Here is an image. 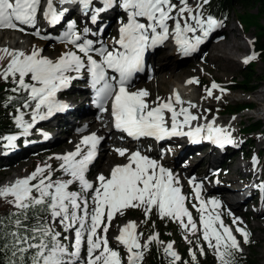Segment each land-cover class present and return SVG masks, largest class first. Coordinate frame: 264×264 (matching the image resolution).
Segmentation results:
<instances>
[{
    "label": "snow or ice",
    "instance_id": "6c2138e0",
    "mask_svg": "<svg viewBox=\"0 0 264 264\" xmlns=\"http://www.w3.org/2000/svg\"><path fill=\"white\" fill-rule=\"evenodd\" d=\"M208 3L209 0H199L194 9L189 0H102V6H97L96 0H58L59 5H78L92 24H97L106 11L122 9L125 19L118 29L119 39L115 41L119 47H94L92 40L82 39L72 21L63 39L75 50L64 52L55 61L35 49L30 54L3 49L10 60L0 71V80H12L13 93L27 94L22 107L32 108L34 103L31 122L24 119L23 113L16 117L18 127L23 129L22 135L32 128L37 117L43 120L67 108L56 99L57 93L87 72L100 107L107 111L103 105L111 98L114 127L130 137H201L214 139L221 147L233 143L230 134L215 127L214 122L193 126L192 122L199 119L190 111L195 105L189 103L184 107L178 92L174 93V99L170 97L165 101L158 97L159 103L149 106L145 100L149 96L146 90H129L134 73L142 70L149 48L172 38L179 50L189 55L197 50L203 38L220 26L213 16L204 15L203 6ZM41 4L42 0H0V29L24 31L21 25L35 27ZM68 11V7L58 9L54 0H47L43 16L49 24L58 25ZM83 31L88 33L90 29L86 27ZM198 31L202 35H189ZM253 58L249 56L244 62ZM187 83L199 81L193 78ZM217 88L220 85L213 82L208 95L212 96V89ZM42 110H46L45 114H41ZM166 112L170 113V118H166ZM5 139L12 145L17 137ZM101 139L96 133L83 136L74 151L56 157L62 161L58 170L70 177L68 179H53L57 169L45 165L10 185L0 186V200L10 206V211L0 216V264H142L144 251L152 243L164 245L158 233L149 234L141 243L144 233L136 231L137 224L134 221L124 224L115 240L126 249L125 255L112 247L108 239L115 216L123 215L130 208H143L145 223L155 209L161 219L174 220L194 234L199 230L186 206L187 197L182 193L178 178L139 150L128 155L127 163L114 166L109 177L99 174L95 182L89 181L86 173ZM116 151L124 157L127 149ZM189 183L194 185L198 201V207L195 204L193 207L200 213L203 240L214 249L220 264H232L234 252L240 251L239 242L216 211L221 206L220 201H205L201 196L203 184L196 182L195 177ZM74 184L79 185L78 190H71ZM238 220L234 218L233 224ZM236 231L247 243L249 233L239 226ZM173 244L168 242L163 247L164 254L170 258L169 264L181 260ZM190 251L195 262L196 252ZM199 251L203 254L202 247Z\"/></svg>",
    "mask_w": 264,
    "mask_h": 264
},
{
    "label": "rangeland",
    "instance_id": "374dc122",
    "mask_svg": "<svg viewBox=\"0 0 264 264\" xmlns=\"http://www.w3.org/2000/svg\"><path fill=\"white\" fill-rule=\"evenodd\" d=\"M174 2H178V0H174ZM199 0H189V5L192 8H196L197 3ZM118 8V7H116ZM120 9V8H119ZM236 10L238 12L243 11L242 7H237ZM251 12H256L255 9H252ZM205 16H207L205 14ZM76 17V16H75ZM216 20L220 21L221 23H224V26H226L223 30L222 26L220 25V35L217 37V39H214V42H218L220 40H224L223 37H221V33H227L226 39L230 40L232 45H234L236 48L240 50L239 53H237L234 58L236 59L233 61V67L228 69H219V68H202L205 64L206 67L209 66V64L212 61V58L214 57V50L212 49L213 46H209L208 53L204 54L203 58L201 59H186L184 57H178L173 55H168V53L172 52L168 49H161L160 54L158 53L155 56V60L157 62L156 65V75H163L164 73H168L167 71H175L178 74H182L184 78H194L199 81V83H194L193 91L195 92V96L198 97V102L195 104L194 109H199V113H196L194 115H197L199 119L197 120L198 123L203 121V118L207 120H213L217 118H221L224 123L229 125L230 131H232L233 134H235V138L237 141V145L239 147V143H244L243 148H250L248 150V155H256L258 151L263 152L262 159L260 161V165L256 167L257 173H255L251 179H256L258 175H260L259 180L261 184L264 183V172H262L264 166V62L260 59L259 52L256 51L258 57L255 62L256 67V76L260 77L258 82H256V85L258 86L255 90L245 93L240 90H228L226 86L232 84V81L234 78H237V80L241 79V72L244 66H246L243 62L244 60V54L249 57L253 51V41L256 38V30L254 28L250 30H245L240 24H239V18L238 15L235 14L233 11L229 13L226 17H216ZM102 21L100 22V24ZM262 23L264 24V19H262ZM83 24L88 27L89 21L88 18H81L80 23L78 24V32L83 36ZM99 24V25H100ZM96 25L94 28H90V30H93V32L96 34L100 30V26ZM82 27V28H81ZM112 31L113 28L111 27ZM110 29V30H111ZM233 29V30H232ZM13 35L16 36V33L13 32ZM49 33H44L37 36H32L29 33L23 36H20L17 34V39L20 40V48L21 50H25L26 54H30L32 50H39V48L43 51L41 54L42 56L48 57L55 61L58 59L64 52L68 50H75L74 46L68 44L66 41H64V36H58V37H52L48 38ZM5 36L2 31H0V37ZM230 36V37H228ZM6 41H8L10 38V34L6 36ZM232 37V38H231ZM107 35L103 38L104 43H109L110 40H107ZM83 39V38H82ZM3 44V41H2ZM242 51H241V46ZM3 48L0 50V57H3L0 59V71H2L8 64L10 57L7 56L3 51ZM207 52L206 49L202 50L200 52L201 54ZM242 59V61H241ZM204 63V64H203ZM200 66L199 74L198 76L193 75L191 70L192 65ZM198 70V69H197ZM70 75L75 76V73H70ZM86 76V72L82 73L79 77L83 78ZM154 76V77H155ZM153 77V75L147 74L142 78V81L136 85L135 90H146L149 93V96L146 97V101L149 102V104H154V102H158L157 98L159 97L161 100L165 99L170 91L171 86H166V89H162L161 82L148 84L146 87L144 86L145 83L152 82L150 79ZM78 78V79H80ZM28 78H26L27 80ZM215 82L216 84L220 85V88L212 89V96L208 95V89L211 88L212 83ZM208 84V87L206 85ZM150 85V86H149ZM153 85V86H152ZM159 85V86H158ZM151 87V88H150ZM149 88V89H148ZM160 89V91H159ZM221 89H224V91H221ZM75 93H79V90L77 89H71L67 92V97H73ZM256 95H259L260 100L256 97ZM217 97H219L217 99ZM83 99V98H82ZM84 104L80 106V109H84L83 106L87 105L88 101L87 99H83ZM224 102H230V103H252L254 104L253 109H245L241 111L238 114L231 115H222L219 117V105ZM32 108H34V103L32 104ZM32 108H27L24 112L21 111L18 115L23 113L24 119L28 122H31V115H29L32 112ZM82 109V110H83ZM98 117L105 119L102 111H97ZM206 117V118H205ZM74 120V118H73ZM261 121L260 127L250 132L248 135H244L243 132H241V128L243 126V123L249 124L251 121ZM76 121V120H74ZM205 121V122H206ZM54 122V121H52ZM78 122L79 125L76 124ZM73 125L75 128H81L82 126H85L86 121H76ZM80 122V123H79ZM56 123V122H54ZM63 123V122H62ZM225 124V126H226ZM34 125V123H33ZM40 125V126H39ZM42 123L38 124L36 127V130L38 128H41ZM49 125V124H45ZM16 126L17 122H16ZM47 130H50L47 126ZM104 128V129H103ZM101 128V126H93L90 128L84 129L82 132H79V135L83 133H87L89 131H92L96 129L94 132H97V136L103 138L105 133L103 130H105V126ZM18 132H22L23 129L19 128ZM74 130H71L68 125L64 126L60 124V127L58 128V132L56 133L60 140L54 141L55 144L48 143L47 146L36 150L33 152V156L29 157L28 150L21 151L19 155L16 157L7 160V158L2 157V149L7 148H13L10 147L8 144V141L5 139L6 137L10 135H4L2 136L1 142H4L5 144L0 146V186L4 184L7 181H15L17 178L26 177L29 174H31L33 171L36 170L37 167H44L45 165H50L53 169H57L60 164L62 163L61 160L56 159L58 155H60L61 149H65L66 143H69L73 141L72 135L76 132H73ZM17 132V130L15 131ZM52 132V131H51ZM38 133V132H37ZM40 136V134H39ZM81 137V136H80ZM110 137L116 138V135H110ZM69 138V139H68ZM72 139V140H71ZM70 140V141H69ZM18 141L22 146L25 145V143H29L27 140H16ZM102 139L99 141L96 150L99 152L103 149V146H101ZM175 143V142H174ZM116 143H113V140L106 143L104 146V149L107 148L109 152L113 153V157H110V161H105V158L101 156V158L98 160L96 165L91 167L92 163L90 164L89 174L94 175L93 177L89 178V181L95 182L96 178L99 174H104L105 177L109 176L110 169L114 163H121L123 164L126 160L128 155H125L124 157H121L116 151L114 152V145ZM176 144V143H175ZM8 147H7V146ZM132 149V147H129ZM152 148L154 146L150 144L149 146L146 144L143 145L142 143V149L139 150L142 155H146L152 159H156L160 164H162L165 168H169L174 175L179 180V185L182 188V193L187 197L186 199V206L189 208V211L192 213H197V208H194L193 205H197L198 207V201L195 199V193H194V185L192 187L190 186L189 180L193 177H195L196 182H202L203 188L206 190L209 188L210 185L217 183L218 181H221L219 178L216 177L215 173H212L211 175H208L205 171L207 169V164L203 160V153L199 156L187 158L188 155H185L184 157L180 158L179 160L175 161V153L178 151V144L176 145H170L169 150H167L168 146L164 145L161 147V149H158L156 154H152ZM136 149V148H135ZM107 150V151H108ZM71 150H67L69 152ZM74 151V150H72ZM137 151V150H136ZM201 151H198L196 153H200ZM65 153V154H66ZM102 153V152H101ZM241 154L240 150H236L233 154L234 158H237V160L243 165V171L237 172L235 175L238 178L246 177L248 175V167H246V162H242L239 159V155ZM45 158V162H43V159ZM200 159L201 161L196 160ZM198 161V162H197ZM248 162V161H247ZM245 165V166H244ZM213 165L212 167H214ZM227 167V166H226ZM211 169V168H209ZM180 171V174H179ZM261 171V172H260ZM57 172V171H56ZM56 172L54 174H56ZM178 172V173H177ZM176 173V174H175ZM206 173V174H205ZM220 174H223V171L220 172ZM58 175L61 176L63 179H68L70 177L66 176L62 172H58ZM218 175V174H217ZM96 176V178H94ZM218 178V179H217ZM236 183H242V181H237L236 179L233 180ZM232 181V182H233ZM183 183V184H182ZM258 184V183H257ZM188 186L190 188L188 189ZM79 185H76V189L78 190ZM213 189V188H211ZM221 188L218 187L215 190H208V193H216ZM72 190V188H71ZM228 190V191H227ZM221 192V191H220ZM220 192H217L219 197H223L218 199L220 203L223 204L222 207L216 209V211H219L221 214V218L226 226H228L232 230V234L235 236H239L240 238L237 240L239 242V248L240 252L244 254H252L257 261L258 264H264V213H260L257 211L259 205H260V199L258 201L259 196L253 195L250 198H248L244 202V206L241 207V210L233 207V205H229L227 200V195H222ZM229 194V189H225L223 194ZM223 199V200H222ZM227 203V204H226ZM258 213V214H257ZM153 215H158V213L153 210L150 217ZM199 217L200 213L196 217H194V221L197 223L198 231L194 234L191 231L186 230L183 228L180 223V230L175 234L172 240L168 242H174L173 247L174 250L178 253L179 256H181V250H184L187 247H193L194 245H200L204 247L205 252L207 254V257L213 264H220V260L214 251L213 248L208 247L207 242H205L202 238V232L200 229V223H199ZM238 217L239 220L236 222V224H233V219ZM145 213L143 208H130L125 210L123 215L117 214L112 222V225L109 229L108 233V239L110 241V245L114 248H118L122 255H125L126 249H124L122 246H120L116 240L115 237L118 234V231L120 227H122L124 224L128 223L129 221H134L137 224V231L138 233L142 232L144 235L141 237V243H143L147 237L145 235L146 228L144 227V221H145ZM149 219V218H148ZM147 219V220H148ZM185 222H186V218ZM242 221V223H241ZM237 226L240 228H244L246 232L249 233L248 242H244L243 235L236 231ZM237 232V234L235 233ZM154 233H157L155 231ZM160 239V238H159ZM162 241V240H161ZM164 242V245H157L155 242L150 245V247L144 251L143 254V260L142 264H150V260L153 257V253L157 251L160 255H165L163 252V247L168 243ZM214 243V241H213ZM250 244V246H249ZM250 247V248H249ZM169 257L165 255V257L161 258L163 264H169Z\"/></svg>",
    "mask_w": 264,
    "mask_h": 264
},
{
    "label": "bare ground",
    "instance_id": "6f19581e",
    "mask_svg": "<svg viewBox=\"0 0 264 264\" xmlns=\"http://www.w3.org/2000/svg\"><path fill=\"white\" fill-rule=\"evenodd\" d=\"M56 5H57V3H56ZM64 6L68 7L69 9L71 8V6H69V5H64ZM118 10L121 11L119 8H116L114 11H112L113 13L110 14V16H112V19H115ZM81 18H83V16H81ZM220 25L222 26V28L224 30V28L226 27V26H224V23H221L220 22ZM0 31H2L4 33V35H5L3 37H0V50L2 48L3 49L7 48L9 51H11V50H19L20 51V48L18 49L17 47L18 46L20 47V45L22 43H20V40L17 39L18 38L17 37V34L20 35V36H23L24 34L23 33H16V32H14L12 30H7V29H0ZM13 32L16 33V36L13 35ZM219 32H220V26L219 27H216L215 29H213L210 32L211 34H210V37H209L208 41L205 42V43H203V45H202L201 51L204 50V49L207 50V52L201 54L202 56H200V54L199 55H194V54H191V53L189 55H184L179 50V46L176 45V43L174 42V40L172 38H170L169 40L165 41L162 44L161 49H168V50L172 51V52L168 53L169 56L170 55L178 56V57L180 56V57H184V58L189 59V60H192V59L195 60V59H201V58H203L204 54L208 53L209 48H207V47L213 46L212 49L214 50V57L212 58V61L209 64L208 67H206L205 64L203 63L204 65H203L202 68H213V69L214 68H219V69H222L223 68L224 70L225 69H228V68H232L233 67V61L236 60L234 58V56L237 53H239L240 50L238 48H236L234 45H232V43L230 42V40H228V38L226 39V36H227L226 34L229 33L228 31H227L226 34L225 33H221L222 34L221 37H223L224 40H220V41H218V42L215 43L214 42V39L216 40L217 37L220 35ZM8 34H10V37H9L10 39L8 41H6L5 38H7L6 36ZM50 34H51L52 37H58V35L55 32H50ZM96 34H97V38L100 39L101 38V35H99L98 33H96ZM197 35H202V33L199 32ZM228 37H230V36H228ZM2 41H3V44H2ZM111 42H113V40H111ZM21 51H24L26 53V51L24 49L21 50ZM39 51H40L41 54H43L42 53L43 51L40 48H39ZM241 51H242V46H241ZM246 58H247V56L244 54V60ZM241 61H242V59H241ZM192 67H193L192 69H195V72H193L194 70H191L192 73H193V75H195V76L200 75L199 74V72H200L199 71L200 66H198V65L195 64V66L192 65ZM151 71H154V73L150 74V75H153V77L150 79L152 82L145 83L144 84L145 87L148 84H153V83L161 82L162 89H164V88L166 89V86H169V85L171 86V88H170V91L171 92H169V94L165 98V100H167L170 97H172L174 99V93L178 92L180 94V96H181V99H182V102H183V106L184 107H188L189 106V103L195 105L198 102V97L195 96V94H194L195 92L193 91L194 83L193 84H188L187 83V81L190 80V79H192V78H187V77L184 78L182 76V74L180 75V74L176 73L175 71H172L171 69H170V71H167L168 73H164L163 75H156V76H155L156 69L153 68ZM80 80H82V78H80V79L76 78V79L71 80V83H73V85H74V86H71V89H76L75 85ZM159 91H160V89H159ZM78 95H79L78 93H75V95L73 97L74 98H77ZM82 97L83 96H80V98H82ZM256 97L260 100L259 95H256ZM83 102H84V100L81 99L80 102H78L79 104L75 107V109L72 110L73 112L72 111H71V113L70 112H67V114L64 116V118L62 120L57 121L56 123H54L52 121L51 122H49V121L48 122L47 121H39V122H42L43 124L53 125V126L55 124L56 125L62 124L64 126L68 125L71 130H74L73 132H76V133H74L72 135L73 141H71L69 143H66V147H65L64 150H62L63 149V147H62L61 152H60V155L65 154L67 150H71V151L72 150H75L76 145L80 143V140L82 139L83 136L90 135L91 133H96L97 134V132H94L96 129H94L92 131H89L87 133H83V134L79 135V132H82V130H84L86 128L93 127V126H95V127L101 126V128H103L105 126V130H103L104 133H105V135L102 138V142H101V146H103V149L98 152L97 158L93 160L92 165H91V167H93L94 165H96V163L101 158V156L105 158V161H110V157H113V153L109 152V150L107 148L104 149V146L106 145V143H108V142H110L112 140H113L114 143H117V142L118 143H122V142L117 141V140H119L117 138L110 137V135H115V133L112 132V131H109L107 129V126H108L107 122L104 119L98 117V114H97V111L98 110L90 107V105L83 106L84 107V109L82 108L83 110L80 109V106L82 104H84ZM147 103L149 104V102H147ZM177 107L179 108V105ZM190 111L192 113H194V114L199 113V109H194V107L193 108H190ZM29 115H31V113ZM73 118L76 121H79V120L80 121H86L85 122L86 123L85 126H82L84 129L81 130L82 127L76 129L75 126L73 125L76 121H74ZM221 120H222L221 118H217V119H213V120L212 119L211 120L209 119L206 122H200V123L203 124V125H206L209 122H214V124H217V126H219L220 128H223L224 129V127L222 125H224L226 123H224L223 120H222L223 123H220ZM76 124L79 125L78 122H76ZM226 127H227L226 129H228V130L231 129L229 127V125H227V124H226ZM21 135H22V132H21ZM31 135H32V130H29L27 132V134H23V136H26L25 137L26 139L30 138ZM57 140H60V138H59V136L57 134H54L50 138V144L57 143ZM54 141H56V142L53 143ZM114 145H120V144H114ZM138 147L140 148V143L134 144V148H137L138 149ZM180 149L181 148H179L178 151L174 155L175 161L176 160H179L180 158H182V157L185 156V155H182L181 154ZM36 150H37L36 146L34 144H32L30 146V150L28 152V155H30L29 157H32L33 156V152L36 151ZM157 151H158V148H152L151 153L152 154L153 153L156 154ZM114 152H115V150H114ZM60 155H58V156H60ZM194 155L196 156V150L193 151V153L191 154V156L188 155L187 158H189V157L193 158ZM197 156H199V155H197ZM196 160L201 161L200 159H197V158H196ZM203 160L207 164V169H206L205 172L208 175H211L212 173L218 174L219 175L218 177H220L219 179L221 180V181H218L217 183H214V184L210 185L207 190L205 188H202L203 197H205V198L206 197H212L214 195H216L217 197H219V195H218L217 192H220V191H221L220 194L227 195L228 197L231 194L233 195V194H237L238 193L237 198L234 199L233 202H231V205H233V207L241 210V207L244 206V202L248 198H250L251 196L255 195V192H254L253 188L246 187L245 184H242V186H244L243 190H237L236 189L237 187H235L236 186L235 185L236 182H233L234 184H228V183L229 182L232 183V181L234 179H238V177L235 174L237 172L243 171V165L237 160V158H234V156H232L229 160H227L225 162L228 166L226 167V170L223 171L222 168H219V167L213 168L212 167V160H210L208 158V155H207L206 158H203ZM209 168H211V169H209ZM222 171H223V174H220V172H222ZM179 174H180V171H179ZM176 175H178V174H176ZM13 182L14 181H7L4 184H2V186H4V185H10ZM254 183L255 184L258 183L257 179H254ZM190 186L192 187V184H190ZM190 186H188V189L190 188ZM218 187H220L221 189L219 191H217L216 193H212V194L208 193V190H215ZM211 188H213V189H211ZM227 188L230 191L229 194L228 193L223 194L224 193V190L227 189ZM223 197L221 196L219 198H223ZM209 210H211V208H209ZM257 211L260 212V213L261 212L264 213V197L262 198V201L260 202V205H259ZM198 213L199 212L193 213V218L196 217L198 215ZM200 229H201V232H202V226L201 225H200ZM235 233L237 234L236 231H235ZM239 238H240L239 236H236V239L237 240Z\"/></svg>",
    "mask_w": 264,
    "mask_h": 264
},
{
    "label": "trees",
    "instance_id": "16d2710c",
    "mask_svg": "<svg viewBox=\"0 0 264 264\" xmlns=\"http://www.w3.org/2000/svg\"><path fill=\"white\" fill-rule=\"evenodd\" d=\"M237 7H242L243 11L238 12ZM255 9L256 12H251ZM234 12L238 15L239 24L245 29L250 30L254 28L256 30V38L253 41V48L259 52L260 59L264 62V0H209L207 5L203 6V12L213 17H226L230 12ZM260 77L256 76L255 62L243 67L241 72V79L234 78L232 84L226 86L230 90H240L245 93H249L255 90L258 86L256 82ZM15 87L12 80L4 81L0 80V138L11 131L18 129L16 126V117L21 111H25L27 108L22 107L26 93L19 92L13 93L11 88ZM208 87V84L206 85ZM9 97H12L10 100ZM252 103H230L224 102L219 105V111L223 114H237L240 113L246 107H253ZM261 125V121H251L249 124L243 123L241 132L244 135H248L250 132L257 130ZM248 150L250 148H242V153L248 156ZM45 158L43 162H45ZM10 211V206L3 200H0V216L7 214ZM145 235L157 231L160 240L168 242L173 239L175 234L180 230L178 222L169 218L161 219L159 215H153L146 223ZM250 246V244H249ZM200 245H194L193 247H187L181 250V260L176 264H213L208 259L207 254L203 248V254H200ZM250 248V247H249ZM195 251L197 260L194 262L191 259V251ZM165 255H160L157 251L153 253V257L150 260V264H163L161 258ZM232 264H258L252 254H244L240 251L234 252L232 258Z\"/></svg>",
    "mask_w": 264,
    "mask_h": 264
}]
</instances>
